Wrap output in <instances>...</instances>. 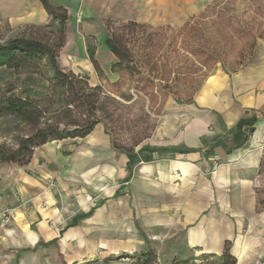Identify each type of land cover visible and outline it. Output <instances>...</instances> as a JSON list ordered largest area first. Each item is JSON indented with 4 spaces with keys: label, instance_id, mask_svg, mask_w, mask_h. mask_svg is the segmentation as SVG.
<instances>
[{
    "label": "crops",
    "instance_id": "crops-1",
    "mask_svg": "<svg viewBox=\"0 0 264 264\" xmlns=\"http://www.w3.org/2000/svg\"><path fill=\"white\" fill-rule=\"evenodd\" d=\"M52 1L68 10L67 27L92 35L86 17L96 0ZM0 14L13 27L51 22L39 0H0ZM68 47L70 67L82 64L93 78L85 43ZM123 137L116 148L99 124L87 138L49 143L28 166L1 173L0 214L11 211V220L0 249L14 248L16 264L32 255L42 264L94 256L110 264L147 251L160 264H208L230 243L237 264H264V41L240 69L207 78L191 102L164 103L139 143ZM144 146L185 153L154 154L131 173L127 152Z\"/></svg>",
    "mask_w": 264,
    "mask_h": 264
},
{
    "label": "rangeland",
    "instance_id": "rangeland-1",
    "mask_svg": "<svg viewBox=\"0 0 264 264\" xmlns=\"http://www.w3.org/2000/svg\"><path fill=\"white\" fill-rule=\"evenodd\" d=\"M94 5L86 17L94 22L92 35L82 26H66L58 61L66 73L88 79L90 87L101 88L97 119L107 128L116 148H121L122 134L125 142L139 143L141 136L153 130L164 103L190 102L207 78L240 69L264 41V0H96ZM13 8L9 5L8 12ZM106 35L129 55L117 66L119 60L104 43ZM16 37L50 45L57 39L51 25L13 27L0 14V42ZM78 39L86 50L89 46L96 49L101 73L95 70L93 78L87 76L82 64L78 70L66 61V54L72 55L69 43ZM75 51L82 53L83 48L76 46ZM0 95L43 99L49 95V84L40 76L0 68ZM80 113L74 111L73 119L82 121ZM9 128L10 123L0 119V144H13L12 136H3ZM30 132V128L19 126L21 136ZM10 168L13 166H1L0 174ZM15 253L14 248H1L0 264H16ZM30 258L34 259L28 264H42L35 261V255ZM106 259L94 256L73 264H105ZM137 259L138 255H119L112 257L110 264H134Z\"/></svg>",
    "mask_w": 264,
    "mask_h": 264
},
{
    "label": "trees",
    "instance_id": "trees-1",
    "mask_svg": "<svg viewBox=\"0 0 264 264\" xmlns=\"http://www.w3.org/2000/svg\"><path fill=\"white\" fill-rule=\"evenodd\" d=\"M39 1L51 18L47 26L55 28L56 43L50 45L27 37L0 42V68L42 77L49 84V95L43 99L7 95L0 98V119L10 123V128L3 132V136H12L13 141L12 145L0 144V167L24 168L30 164L36 149L52 142L85 139L100 124L97 112L101 88L90 87L88 79L80 78L72 72L66 73L59 65V50L65 44L66 26L70 20L68 10L52 0ZM104 43L119 60L115 66L129 58L128 53L110 35H106ZM87 52L95 70L100 74L96 49L89 46ZM127 69L132 70L133 67L127 65ZM74 111L81 112L82 121L73 119ZM20 125L30 128L31 132L21 136L18 134ZM169 153L182 154L185 151L144 146L138 153L127 152L128 168L132 173L136 164L153 161L154 154ZM231 246L228 243L220 256L211 255L208 264H237V259L231 254ZM134 264H157L156 254L152 251L142 253Z\"/></svg>",
    "mask_w": 264,
    "mask_h": 264
},
{
    "label": "built area",
    "instance_id": "built-area-1",
    "mask_svg": "<svg viewBox=\"0 0 264 264\" xmlns=\"http://www.w3.org/2000/svg\"><path fill=\"white\" fill-rule=\"evenodd\" d=\"M11 220V211L7 210L0 214V227L7 228Z\"/></svg>",
    "mask_w": 264,
    "mask_h": 264
}]
</instances>
